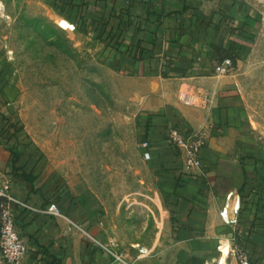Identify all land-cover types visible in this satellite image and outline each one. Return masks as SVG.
I'll use <instances>...</instances> for the list:
<instances>
[{
  "label": "crops",
  "instance_id": "crops-1",
  "mask_svg": "<svg viewBox=\"0 0 264 264\" xmlns=\"http://www.w3.org/2000/svg\"><path fill=\"white\" fill-rule=\"evenodd\" d=\"M54 2L116 38L118 65L150 86V152L172 184L156 250L129 254L126 264H237L236 244L264 264V59L255 57L264 52V0ZM8 107L0 94V185L30 207H14L29 247L23 264H121L98 245L110 246L102 223L76 202L68 210L55 201L38 178L37 154ZM176 127L204 138L199 171L186 172L165 141ZM52 203L61 217L39 212ZM226 204L235 225L221 217Z\"/></svg>",
  "mask_w": 264,
  "mask_h": 264
},
{
  "label": "rangeland",
  "instance_id": "rangeland-1",
  "mask_svg": "<svg viewBox=\"0 0 264 264\" xmlns=\"http://www.w3.org/2000/svg\"><path fill=\"white\" fill-rule=\"evenodd\" d=\"M0 6V94L37 154L38 178L55 201L102 223L126 262L156 250L172 183L161 160L145 158L150 86L118 65L116 38L54 0Z\"/></svg>",
  "mask_w": 264,
  "mask_h": 264
},
{
  "label": "built area",
  "instance_id": "built-area-1",
  "mask_svg": "<svg viewBox=\"0 0 264 264\" xmlns=\"http://www.w3.org/2000/svg\"><path fill=\"white\" fill-rule=\"evenodd\" d=\"M231 65V61L226 60L217 71L220 74H226L229 72ZM168 141L178 151L182 167L186 172L192 173L202 168L201 153L205 146V141L200 132H184L179 128H170ZM143 147L147 150L145 158L151 160L150 143L145 142ZM14 207L30 208L24 201L14 197L5 184L0 185V264H23L29 253V247L18 231ZM229 209V204H226L221 212V217L227 225H235L237 221L230 219ZM239 210L240 208L237 207L235 212L238 214ZM39 212L54 217L62 216V212L56 203H52L48 209ZM98 245L110 253L117 262L126 264L124 257L116 253L111 246L103 243ZM219 248L222 250L223 247ZM231 253L236 257L237 264H252L248 251L244 246L236 244Z\"/></svg>",
  "mask_w": 264,
  "mask_h": 264
},
{
  "label": "bare ground",
  "instance_id": "bare-ground-1",
  "mask_svg": "<svg viewBox=\"0 0 264 264\" xmlns=\"http://www.w3.org/2000/svg\"><path fill=\"white\" fill-rule=\"evenodd\" d=\"M1 9H3V8H1V6H0V11H1Z\"/></svg>",
  "mask_w": 264,
  "mask_h": 264
},
{
  "label": "trees",
  "instance_id": "trees-1",
  "mask_svg": "<svg viewBox=\"0 0 264 264\" xmlns=\"http://www.w3.org/2000/svg\"><path fill=\"white\" fill-rule=\"evenodd\" d=\"M176 128H178V127H176ZM1 131V130H0Z\"/></svg>",
  "mask_w": 264,
  "mask_h": 264
}]
</instances>
